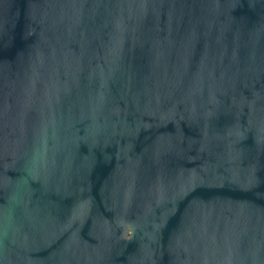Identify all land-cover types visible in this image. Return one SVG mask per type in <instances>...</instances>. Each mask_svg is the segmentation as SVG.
Here are the masks:
<instances>
[{"label": "water", "instance_id": "1", "mask_svg": "<svg viewBox=\"0 0 264 264\" xmlns=\"http://www.w3.org/2000/svg\"><path fill=\"white\" fill-rule=\"evenodd\" d=\"M0 264H264V0H0Z\"/></svg>", "mask_w": 264, "mask_h": 264}]
</instances>
